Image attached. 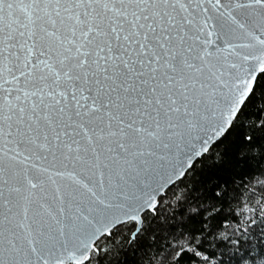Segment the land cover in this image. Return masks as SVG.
<instances>
[{"label":"snow or ice","instance_id":"1","mask_svg":"<svg viewBox=\"0 0 264 264\" xmlns=\"http://www.w3.org/2000/svg\"><path fill=\"white\" fill-rule=\"evenodd\" d=\"M0 264H264V0H0Z\"/></svg>","mask_w":264,"mask_h":264},{"label":"trees","instance_id":"2","mask_svg":"<svg viewBox=\"0 0 264 264\" xmlns=\"http://www.w3.org/2000/svg\"><path fill=\"white\" fill-rule=\"evenodd\" d=\"M241 212L243 213V209H241Z\"/></svg>","mask_w":264,"mask_h":264}]
</instances>
